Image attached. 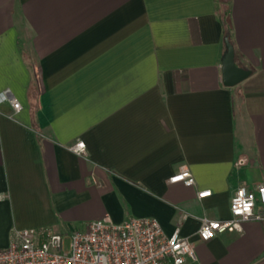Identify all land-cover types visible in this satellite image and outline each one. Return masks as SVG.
Returning a JSON list of instances; mask_svg holds the SVG:
<instances>
[{"label": "crops", "instance_id": "obj_1", "mask_svg": "<svg viewBox=\"0 0 264 264\" xmlns=\"http://www.w3.org/2000/svg\"><path fill=\"white\" fill-rule=\"evenodd\" d=\"M226 5L249 72L230 86L220 0H0V93L21 104L0 100V248L13 229L69 234L107 214L177 229L195 264H264V221L195 235L264 182V0ZM181 168L194 185L169 181Z\"/></svg>", "mask_w": 264, "mask_h": 264}, {"label": "built area", "instance_id": "obj_2", "mask_svg": "<svg viewBox=\"0 0 264 264\" xmlns=\"http://www.w3.org/2000/svg\"><path fill=\"white\" fill-rule=\"evenodd\" d=\"M0 100H8L14 112L21 109L20 102L7 90L0 93ZM85 147L82 140H77L68 148L83 155ZM169 181L195 184L187 168H181ZM209 194L210 190H204L197 192V197ZM229 211L226 219L203 217L195 232L197 238L208 241L224 232H241L245 221H264V182L252 188L238 186ZM196 260L193 242L177 229L167 234L152 217H131L115 223L107 214L69 234L50 228L13 229L8 246L0 248V264H195Z\"/></svg>", "mask_w": 264, "mask_h": 264}, {"label": "water", "instance_id": "obj_3", "mask_svg": "<svg viewBox=\"0 0 264 264\" xmlns=\"http://www.w3.org/2000/svg\"><path fill=\"white\" fill-rule=\"evenodd\" d=\"M224 43L226 53L222 62V82L230 86L243 80L249 72L235 65L234 49L228 38H225Z\"/></svg>", "mask_w": 264, "mask_h": 264}, {"label": "trees", "instance_id": "obj_4", "mask_svg": "<svg viewBox=\"0 0 264 264\" xmlns=\"http://www.w3.org/2000/svg\"><path fill=\"white\" fill-rule=\"evenodd\" d=\"M220 2L223 5V8H222V11H221V14H220V18H221L222 23L224 25L226 24V30L224 32V36H225V38H228V40L230 41V30H229V27H228L229 10H228V7L226 5V0H220Z\"/></svg>", "mask_w": 264, "mask_h": 264}, {"label": "rangeland", "instance_id": "obj_5", "mask_svg": "<svg viewBox=\"0 0 264 264\" xmlns=\"http://www.w3.org/2000/svg\"><path fill=\"white\" fill-rule=\"evenodd\" d=\"M67 246H68V240H66L65 242V248H67Z\"/></svg>", "mask_w": 264, "mask_h": 264}]
</instances>
